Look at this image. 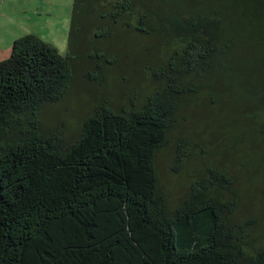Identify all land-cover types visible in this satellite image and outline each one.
Listing matches in <instances>:
<instances>
[{"label":"trees","instance_id":"1","mask_svg":"<svg viewBox=\"0 0 264 264\" xmlns=\"http://www.w3.org/2000/svg\"><path fill=\"white\" fill-rule=\"evenodd\" d=\"M118 27L176 45L149 67L154 91L107 95L72 139L46 129L42 108L69 96L78 60L96 87L120 67L101 47ZM69 44L63 55L31 32L0 59V264H264V210L239 219L246 201L264 209V155L250 153L264 152V0H75ZM180 120L197 130L172 147ZM203 137L232 152L236 174L196 167Z\"/></svg>","mask_w":264,"mask_h":264},{"label":"rangeland","instance_id":"2","mask_svg":"<svg viewBox=\"0 0 264 264\" xmlns=\"http://www.w3.org/2000/svg\"><path fill=\"white\" fill-rule=\"evenodd\" d=\"M74 2L75 0H0V59L9 55L12 44L17 37L31 32L38 34L42 39L56 46L61 54L66 55L70 50L69 41ZM159 10L163 15L168 14V10L166 9ZM96 20V15H92L90 21L84 23L87 31L92 34L94 33L92 31ZM117 31V35L115 34L116 38L103 40L101 47L102 51L108 56L117 54L120 57V67L114 66L109 68L106 73L107 84L105 83L102 87H96L92 81L88 82L86 80V64L84 62L79 63L78 60V64L74 70L75 82L72 85L73 88L69 96L62 101L46 104L42 108L41 117L46 129H53L63 133L68 139H72L79 133L83 120L107 95H111V99H114L117 105L118 103L125 104L127 99L130 100L136 93L134 89L139 90L142 100L146 95L154 91L155 84L151 79H148L149 67L161 62L159 61L160 57H165L164 59L167 60L176 48V45L168 44L166 41L168 40L166 39L167 37L159 32L148 36L141 33H138L140 35L135 34L137 32L125 31L122 27H118ZM82 35L83 32L78 31V29L75 30L74 36L77 38V41L78 37L80 39L78 43L74 39L76 48L79 45L84 47L86 46L85 44L90 42L91 37L87 39L88 34L86 38L83 37L82 42ZM129 51L135 52L131 58L127 57ZM256 58L259 60V56H256ZM129 81L132 84L128 87L127 83ZM201 96V100L206 106V98L209 96V93H203ZM222 105V108L229 109L226 102L222 101L220 106ZM204 119L206 126H208V123L213 122L207 112ZM218 124L213 129H217L220 133ZM224 126L226 128L222 127V132L226 137L231 132V128L229 127L228 129L227 125ZM195 130H197V126L192 125V127L188 128L186 127V123H182L180 120V125L171 134L172 147L176 146L182 135L190 136V138L193 137L196 133ZM209 130L212 132V128ZM204 139L203 137V146L207 150V154L200 156V161H196L199 165L195 166L201 169L204 167L203 164H209L210 166L211 163H218L219 166L231 170V172L229 171L230 173L236 174L235 167L232 166L233 162L236 161V157H232V152L230 150L229 152H225L221 148L216 151L213 147L216 148L217 143L213 144L209 140L206 141ZM194 147L195 144L192 143L190 151L195 152L196 148ZM189 148L187 147L185 150L189 151ZM250 153L253 154L256 164L259 163L260 158L264 155V152ZM225 158H228V160ZM229 160H232V163ZM174 168V163L167 162V160L160 161V171L164 182L167 185H171L172 183L171 187L168 186L172 194H178L179 198H182L188 189H183V179L180 181L176 179L174 181L175 176H177ZM245 190H247V187H245ZM255 190L259 191L260 189L255 187ZM172 204L175 205L173 200ZM260 209L264 210L259 203L251 205L246 201L240 208L241 217L239 216V219L246 217V212L253 214Z\"/></svg>","mask_w":264,"mask_h":264}]
</instances>
